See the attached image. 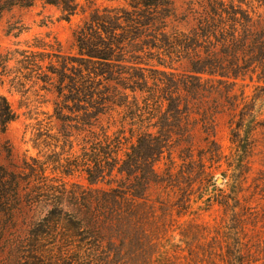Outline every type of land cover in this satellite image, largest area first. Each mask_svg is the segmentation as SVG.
<instances>
[{"label":"rangeland","instance_id":"1","mask_svg":"<svg viewBox=\"0 0 264 264\" xmlns=\"http://www.w3.org/2000/svg\"><path fill=\"white\" fill-rule=\"evenodd\" d=\"M47 1L0 0V264H264V0Z\"/></svg>","mask_w":264,"mask_h":264},{"label":"trees","instance_id":"2","mask_svg":"<svg viewBox=\"0 0 264 264\" xmlns=\"http://www.w3.org/2000/svg\"><path fill=\"white\" fill-rule=\"evenodd\" d=\"M34 0H31L30 3H27V6L31 5V3ZM15 2H19V4L23 5L24 3H20L21 0H14V3H11L10 6L12 4L17 5ZM48 4H54L53 1L48 0L47 1ZM26 5V4H25ZM145 6H149V4L145 3ZM240 14L241 15V19H243L245 21V25L243 26V33L239 36L235 35L236 30L235 28H233V34L230 35V32L227 29L222 28V30H226V31H221V35L224 36L223 38H221V40H217V42L221 45V49L220 52L224 53L223 56H221L220 58L217 57V62L220 64L223 62L222 59H225L228 54L233 51L236 50L239 47L243 46V43L246 41L247 38V25L250 24L252 22V18L249 16L246 17L247 15L244 14L242 11H237L234 9L233 15V19L234 22H237V18L239 19V17H237V15ZM209 24V23H208ZM207 27V25L205 24L203 26V29H205ZM200 29L199 31L203 30ZM214 30V29H213ZM220 30V29H219ZM198 30H194V36L197 39L198 36H201ZM228 32V34H227ZM250 32V37L253 40V44L258 46L259 45V40L264 39V29L260 32H252L250 30V27L248 29V33ZM115 34V33H114ZM215 34V33H213ZM87 38H88V34H86L84 31H81L78 34V43H79V48L80 51L82 53V55H85L86 57L89 58V60H98V61H103L105 63H107L111 57H115L117 56V49L118 46H120V43L117 42V35H115V42L114 41H109V45L106 46V49H101V47H97L96 51H92L89 52L88 46H87ZM229 38V40L227 39ZM258 40V41H257ZM257 41V42H256ZM106 42V41H105ZM219 52V53H220ZM22 56V59L20 60V63L23 64L24 69H27L29 71H31V73H35L37 74L38 72L43 70V64L45 62V57L48 56L50 63H52L53 58H56V62L60 65V70L58 69L57 72H54V74L58 73V76L60 79H63L64 81L66 79H70V77H67V73L66 71L71 70L68 69V62H60V56L56 55V54H52V55H46L44 53H37V52H33V53H29L28 51H23L22 53H20ZM217 56V55H216ZM11 60V59H8ZM5 61V63L8 62ZM74 62V61H73ZM108 66L110 63H107ZM221 67V66H220ZM72 68H74V65H72ZM226 68H230L231 71H233L232 66L229 64V67ZM76 69V68H74ZM228 74L227 73H222V75ZM103 74H96V76H102ZM40 76V73H39ZM108 80V78H107ZM62 86V84L60 85ZM69 87V86H68ZM2 99V98H1ZM15 113L13 112V110L11 109L9 103L3 98V103L0 105V122L3 126H6L8 123L12 122L15 120Z\"/></svg>","mask_w":264,"mask_h":264}]
</instances>
